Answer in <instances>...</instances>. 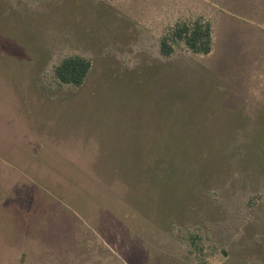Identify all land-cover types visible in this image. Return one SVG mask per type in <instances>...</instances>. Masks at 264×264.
<instances>
[{"label": "rangeland", "instance_id": "rangeland-1", "mask_svg": "<svg viewBox=\"0 0 264 264\" xmlns=\"http://www.w3.org/2000/svg\"><path fill=\"white\" fill-rule=\"evenodd\" d=\"M0 264H264V0H0Z\"/></svg>", "mask_w": 264, "mask_h": 264}, {"label": "trees", "instance_id": "trees-1", "mask_svg": "<svg viewBox=\"0 0 264 264\" xmlns=\"http://www.w3.org/2000/svg\"><path fill=\"white\" fill-rule=\"evenodd\" d=\"M182 42L194 54L207 55L211 51L212 31L209 23L202 20L177 23L160 41V52L169 56L173 52V43ZM90 61L71 56L63 59L55 68V76L59 82L79 87L87 77Z\"/></svg>", "mask_w": 264, "mask_h": 264}]
</instances>
